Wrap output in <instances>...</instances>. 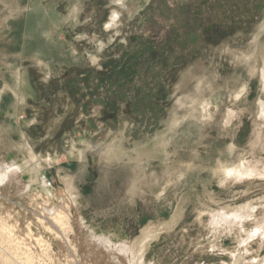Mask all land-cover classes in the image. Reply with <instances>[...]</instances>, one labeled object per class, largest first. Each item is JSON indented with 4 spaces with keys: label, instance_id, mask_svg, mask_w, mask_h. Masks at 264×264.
Wrapping results in <instances>:
<instances>
[{
    "label": "rangeland",
    "instance_id": "rangeland-1",
    "mask_svg": "<svg viewBox=\"0 0 264 264\" xmlns=\"http://www.w3.org/2000/svg\"><path fill=\"white\" fill-rule=\"evenodd\" d=\"M123 2L0 0V92L12 80L0 99V168L28 152L38 161L83 153L46 167L59 199L26 183L0 187V247L32 252L0 254V264H131L96 238L139 246L145 230L155 232L146 264H264V0ZM37 6L56 19L47 34L30 18ZM114 143L122 161L110 157ZM136 146L153 147L151 158L132 160ZM60 177L75 179L81 211ZM65 202L70 245L45 228L61 233L53 218ZM214 216L227 219L214 225Z\"/></svg>",
    "mask_w": 264,
    "mask_h": 264
},
{
    "label": "bare ground",
    "instance_id": "bare-ground-1",
    "mask_svg": "<svg viewBox=\"0 0 264 264\" xmlns=\"http://www.w3.org/2000/svg\"><path fill=\"white\" fill-rule=\"evenodd\" d=\"M123 1L124 0H120L121 3ZM3 3H4V1H3ZM123 4H124V2H123ZM9 10H10V14L12 16V6L9 7ZM18 11H20V10H18ZM31 11L32 12L30 13L31 14L30 18L33 17V16H36L38 18L37 20L41 24V26H40L41 29H44L43 30L44 33L47 34L48 30L52 31L51 26L56 24V19L51 18V20H48L47 16L43 15V13H42L43 10L41 8H39L38 6L37 7H33V9H31ZM118 17H119L118 13L115 12V14L112 17V25L116 23V19ZM9 19H10V17L8 19H6V20H9ZM0 24H2V23H0ZM15 24H18V23L15 22ZM29 26L31 28V26L32 27H36L37 25H33L32 23H30ZM6 27L7 26H5V28ZM30 28H29V30H31ZM49 35H51V32H49ZM37 44L39 45L40 43L38 42ZM39 47H40V45H39ZM50 48L48 49V51L51 53L52 50ZM12 49L10 48L9 50H7V52H5L4 55L7 56L8 58L9 57L11 58L12 55H10V54H12ZM40 50H41L40 52H42L43 54L47 53V51H46V49L44 47L43 48L40 47ZM20 79H21V81H20L21 84L27 82L26 81L27 78H25L24 74H22V75L20 74ZM262 79L264 80V61H263V69H262ZM18 87H19V85H18ZM25 89H27V87H23V85H22L21 88L18 91L13 90L14 94L17 96L16 97L17 98V105H16V109L13 112V113H15L14 115L16 116V118L19 117V112H20L19 109L22 108L21 106H20L21 108L18 106V103L22 102V99H23V93L22 92ZM9 90L12 92V80H9V81L5 82V85H4L3 89H2V91L0 92V99L4 95V93L9 91ZM22 104H23V102H22ZM5 114L8 117L14 116V115H12V111H9V108L5 109ZM5 131L8 132L7 130H5ZM2 132H4L3 129L0 130L1 134H2ZM165 138H167L166 135L161 140V142L162 141L163 142L167 141V139H165ZM170 138H171V136H170ZM167 143H169V142H167ZM20 148H21V152L24 153L23 146H21ZM134 152H135V158H133L132 160H136V161H139V162L148 161L151 158V153H153V147H151L150 149L149 148L147 149V147L146 148L145 147L144 148H140V147L136 146V148L134 149ZM109 154L111 155L110 156L111 159L114 160V161H122L124 158L127 157L126 154L124 153V151L121 148H119L118 144H116V143H114L111 146ZM82 156H83V153H81L80 151H76V146H73L71 152H69L67 156H61V157L60 156H54V157L47 156L46 158L43 159V161L42 160L38 161L39 160L38 157L34 156L32 152H28L25 157L27 159L29 157L30 159L28 161H26L24 164H19V163L15 162L14 164H12L10 166H7L6 165L7 163H5V166L0 168V187L1 186H6V187H8V186L24 187L23 185L26 183L25 187H24L26 189V192L32 191V193L38 194L39 196H43L42 194H44L48 199H51L52 197H54L56 195L55 198L59 199L58 195L54 191L55 190L54 187L51 184H48L49 181L46 179V176H47V172L45 170L46 167L50 166L52 164H58L62 160H66V161H68V160L80 161V160H82ZM36 160H37V162H36ZM34 162H36V163H34ZM75 167H79V166L75 165ZM83 167H81V168H83ZM223 170H224V172L226 171V173H228L231 176L232 175H236V177L237 176L238 177H243V176L252 175L255 172V168L253 169L254 171L252 170V171H247V172H245L246 169H244V168H239V169L223 168ZM26 173H29V175H25ZM57 175L60 176L61 173L59 172ZM41 177L42 178L45 177L44 180H46V182L41 180ZM59 179H61L60 181L65 185L64 192L68 196V198L70 199L71 203H73V205L75 206L77 211H81L82 208H83V200H82L83 197H82L81 192L78 190V186L76 184L75 179L74 178H68V177H60ZM0 197H2V194H0ZM60 201H62V200H60ZM62 202L64 204V201H62ZM63 208H64L65 212L56 211L57 215L55 213V217L53 218L55 220V223L59 224L62 227L61 228V233L57 232V230L56 231L52 230L51 227H45V228L48 229V230H51V232H53L57 236V238H61L63 240H66L67 243L70 245V244H72V242H71V239L69 238V236L66 234V230L69 229L70 232H75L74 228L71 225V223H69V220L71 221L70 216L71 217L73 216V210H72V208L69 205L66 204V202H65V206ZM49 213H53V210L51 212H49ZM238 218H239V216H237L234 219H238ZM226 219L227 218L225 216H219V217L218 216H214L213 224L214 225L220 224V223L224 222ZM91 233L94 235V237H96L98 235L95 231H91ZM154 233H155L154 231L153 232H148L147 230H145L144 233H143V236L141 237L142 238L141 241L140 240L138 241L140 243L139 246H138L137 242L134 243L133 245H127V244L116 245V243L114 242V239L117 238V237H120L119 234H114L110 238L97 237L96 238V244L98 246V250L99 251L100 250H105V251L110 252V254L114 253L115 251H117L118 253H122L128 259V262L131 263V264H146L144 256H145V251L147 249V243L151 239H153L155 237ZM12 237H13V235H12ZM5 238L6 237H4V239ZM40 239H38V240L36 239L37 243L40 244V245L46 246V247H48L50 249V244L47 243V242H44V240H40ZM9 241L11 242V240H9ZM9 241H8V243H9ZM12 242H14L13 238H12ZM19 244L20 243H17L18 246H16V247L12 246L11 248L8 245L9 248H7V249L3 248V247H0V254L4 253V256H7V258L9 257V260H11V261H16L15 259L18 258V257L24 258V260L25 259H29V260L32 259V252L29 251L27 248H24V246L20 247L21 245H19ZM5 246H7V245H5ZM96 253H97V251H95V252L92 251V252L89 253L88 256H92V255H94ZM74 255L75 256L79 255L77 248H76V250L74 252ZM4 256H2V257L4 258ZM3 260H5V259H3ZM3 263H5V262H3Z\"/></svg>",
    "mask_w": 264,
    "mask_h": 264
}]
</instances>
